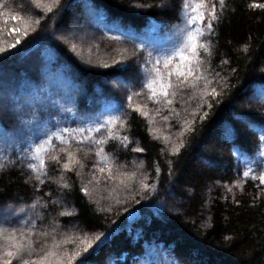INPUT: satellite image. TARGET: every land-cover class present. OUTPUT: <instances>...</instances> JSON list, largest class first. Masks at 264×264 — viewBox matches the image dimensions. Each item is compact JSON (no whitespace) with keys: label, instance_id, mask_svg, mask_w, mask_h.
<instances>
[{"label":"trees","instance_id":"16d2710c","mask_svg":"<svg viewBox=\"0 0 264 264\" xmlns=\"http://www.w3.org/2000/svg\"><path fill=\"white\" fill-rule=\"evenodd\" d=\"M164 1L59 0L57 4L40 0L36 8L30 0H0V39L14 40V34L6 36L10 24H22L23 33L25 21L29 23L28 35L19 34L20 43L14 48L0 41L7 49L0 52V164L4 165L0 168V228H33L37 233L55 228L57 239L99 230L104 234L102 242L94 245L87 264H135L136 260L148 264H264V185L243 176L249 167L255 176L264 174V157L259 155L264 151L260 140L264 135V9L250 7L264 0H225L223 11L217 4L220 19L214 22V34L205 37L211 55L200 52L203 75L195 88L189 92L186 88V94L169 96L174 100L169 107L163 97H158L160 103L149 100L144 87L154 76L150 69L155 60L183 46L188 27L183 0H169V6L158 7ZM5 12L22 18H6ZM73 15L77 23L85 22L83 37L114 44L107 46L110 56L95 62L70 46L75 37L56 28ZM189 62L195 66V59L182 62L177 57L169 67L185 71ZM132 74L136 77L133 83L128 79ZM200 74L194 72L188 79ZM204 77L212 81L207 92L215 88V96L198 95V90L205 92ZM170 79L176 83L175 73ZM130 95L151 106L157 124L170 128L163 132L172 133L175 139L167 141L162 132H150L154 128L148 119L129 106ZM115 116L127 121L126 127H109L120 136L127 135L131 143L126 149L115 140L104 145L116 165L123 166L112 168L115 180L103 179L107 170L97 172L105 181L104 206L80 191L94 184H88L98 162L94 150L87 157L77 153L84 164L82 170L76 166L64 172L47 161L44 184L21 162L32 146L58 129L98 126L97 121ZM164 116L169 120H163ZM91 135L106 136L107 129ZM53 143L61 146L55 139ZM181 143L179 153L173 154L172 149ZM89 147L85 144V151ZM137 147L143 152L133 151ZM195 157L222 163L226 170L202 166ZM61 158L65 159L63 153ZM124 172H136L135 179L121 175ZM145 176L149 185H156L155 191L141 188ZM172 187L184 199L181 208H171L167 202L165 194ZM62 196L68 199L66 203H60ZM115 200L127 204L111 209ZM125 209L132 210L130 219L125 218ZM25 212L29 217H23ZM37 238L44 239L33 237ZM47 239L50 242L51 236Z\"/></svg>","mask_w":264,"mask_h":264},{"label":"snow or ice","instance_id":"6c2138e0","mask_svg":"<svg viewBox=\"0 0 264 264\" xmlns=\"http://www.w3.org/2000/svg\"><path fill=\"white\" fill-rule=\"evenodd\" d=\"M36 8L40 7V0H30ZM15 3V0H13ZM54 3H59V0H54ZM217 4L221 11H223L225 6V0H183L181 5L182 12L186 15L187 29L185 30V39L182 41L183 46L177 47L173 52H171L166 57L162 59H156L155 63L152 64L150 71L154 73V76L147 80L144 87L149 90L148 99L153 103H160L158 97H163L165 107H169L173 104L174 100L169 99V96L175 98L178 95V90L183 88H195L196 82L199 81L203 75L201 70V64L203 63V58L200 56V52L203 51L208 55H211V49L209 42L205 37L209 34H214V22L218 21L220 17L217 14ZM2 6V5H0ZM164 4L158 5V7H164ZM252 8L264 9V4L252 3L250 5ZM46 10L48 12L52 11L51 6H47ZM4 16L8 18L10 13L5 12ZM11 19L19 20L22 17L20 15H11ZM6 22V20H5ZM39 24V20L35 21ZM29 23L25 21L23 35H28ZM34 30V29H33ZM12 31H20L19 29H13ZM11 34V32L9 33ZM20 43L19 37H17L14 44L9 45V48H14L16 44ZM75 47V45H73ZM7 49L0 47V52H5ZM245 51H247V46H245ZM185 53H189L188 56ZM179 58L180 61H191L195 59V66L189 62L185 66V71H181L178 67L175 69L170 68L173 60ZM227 61H223L226 63ZM114 63H119V61H114ZM163 65L164 71L162 72L160 65ZM104 67H109L110 65L104 64ZM194 72L201 73L194 77L193 80H189L188 77L192 76ZM167 73V75H165ZM175 73L177 80L176 83L171 81L172 75ZM182 77V79H181ZM205 80V95L215 96L216 89L212 88L210 92H207V86L211 84V80L204 77ZM171 90V91H170ZM199 91V90H198ZM133 95H140V93H134ZM193 97H189L192 99ZM133 96L128 97L129 106L132 110L144 116L148 117L149 113L143 109L146 105H132ZM157 115H159V109H157ZM179 115V113H176ZM195 115V113H193ZM207 114H205L206 116ZM204 117H201L203 119ZM163 120L168 121L169 116L162 117ZM151 123V121H150ZM188 121H184L185 125H188ZM98 126L93 125L92 127H81L77 129L63 128L58 129L56 132H52L47 136L41 143L35 144L31 147L30 153L26 152L22 159V163H25L26 167L33 173V178L39 183L44 184L45 178H47L48 164L47 161L55 162L64 172L74 171L76 166L82 170L84 164L80 159L77 158V153L84 152L85 157H87L89 151H95V156L97 157V164L94 165L95 171L91 172L92 179L88 181V184L95 181L97 184L100 183V178L97 176V172L104 174L107 170V175L104 177L105 180H115L117 177L113 175L112 168L123 167L122 165H116L115 158L111 154L106 153L104 145L108 144L110 140H115L119 142V145L123 148H127L131 141L127 135L120 136L118 130H114L112 127L114 125H119V128H124L127 125V121L122 120L119 116L112 117L109 120L99 122ZM102 129H107V135L96 138V136L91 135V133H100ZM187 130V129H185ZM154 129H150V132H154ZM88 133V134H85ZM67 134V135H66ZM181 136L184 135L182 131ZM159 138V137H155ZM59 141L61 145L59 148L53 143V140ZM170 139V137H165V140ZM260 140L264 142V135L260 136ZM75 144V147L73 145ZM89 145L88 151H85L84 145ZM94 146V147H93ZM182 143L172 149L173 154H178ZM264 147V145H262ZM135 152H143L142 148H134ZM61 153L65 155V159L61 158ZM260 156L264 157V151L259 153ZM31 161V162H27ZM100 163H104L105 167H99ZM4 165L0 164V168ZM79 171L76 175H80ZM121 175L129 176L131 179H135L136 172L127 173L124 172ZM244 177L252 176L253 179H258L261 185H264V174L255 176L253 174V169L248 168L247 171L243 172ZM63 177L61 176V179ZM147 177L145 176L143 180L140 181L141 188L146 191H155L156 185H149L147 182ZM121 180V184H123ZM237 186L242 188V184L237 182ZM62 187L65 189L71 188L67 183H63ZM127 187V185H125ZM84 195H89V189L87 185L80 189ZM228 191L231 192L232 188L229 187ZM264 191V190H262ZM117 200L116 203H120ZM239 203V201H236ZM36 205L33 204L32 207ZM111 211V209H107ZM127 211V209H125ZM61 215H72V212H61ZM27 223H30L28 221ZM34 236L43 237L41 240L39 238L33 239ZM51 236V242L49 243L48 237ZM103 233L95 235L94 238L90 239L87 234L82 237L68 238L67 236L62 239H57L55 235V228L52 232L40 231L35 232L33 228H28L26 231L19 229H4L0 228V264H87L88 256L94 251V245L97 242H102ZM79 243H76V240ZM72 243L74 245L73 249L69 251L66 245Z\"/></svg>","mask_w":264,"mask_h":264},{"label":"rangeland","instance_id":"374dc122","mask_svg":"<svg viewBox=\"0 0 264 264\" xmlns=\"http://www.w3.org/2000/svg\"><path fill=\"white\" fill-rule=\"evenodd\" d=\"M161 4H164L165 6H169L170 5V2H169V0H166L163 3H160V5ZM65 21L66 22L64 24L59 25L56 29H57L58 32H60L62 34H68V35L74 36L75 38L77 37L76 39L74 38V40H71L70 46H71V44L75 45L74 49L76 48L79 51V53H82L83 55H85L83 57L84 59L87 58V56L89 55L90 57H92L94 59L95 62H101L100 60H102L105 57H107L106 54L109 55L107 46L114 45V44H111L108 41H106V42H99L98 43L95 40H99V39H96V38L92 39L90 37L86 39L85 37H83L84 36V33H83L84 28H83V26H84V23H85L83 20H80L79 23H77L78 22V19L76 18L75 15H73V16H71L69 18H66ZM21 27H22V24H21ZM21 27H20V24L19 25L10 24L9 26H7L6 36L10 35L9 33L11 32L12 34H14V40L13 41H7V40H5L2 37L0 39V41H2L4 43H7L8 46L11 45L13 42L16 41L17 37H20V35L22 33L20 31H12V30L13 29H19L20 30ZM87 45H88L89 48L86 47ZM0 47H2V46L0 45ZM118 47L119 48H125L124 46H121V45H115V48H118ZM128 79L133 83L136 80V77H135V75L132 74V75H129ZM186 88H185L184 91L178 90V95L180 96V95L186 94ZM187 89H188L187 92H189V89H191V88H187ZM191 92H193V91L191 90ZM203 93H204V90H199L198 91V95L199 94L202 95ZM242 97L244 98V96H242ZM134 99H133V102H132L133 105H137V104H139L141 106L145 105V104H143L139 100L138 97H136ZM176 99H175V101H176ZM143 110L149 113V115L147 117L148 124H149L150 127H152V128L155 129V132L156 133L162 132L163 135L165 134L164 135V139H165V137H170V139H168L167 141H171V140H174L175 139L172 133L166 134V133L163 132V130L170 132L171 131L170 128L167 127L166 128L167 130H166V129H163V126H161L162 124H160V125L157 124V122L155 121V118L153 117V109L151 108V106L149 107V106L146 105V107ZM150 121H151V123H150ZM159 130H162V131H159ZM195 158L196 159L198 158V161L202 164V166H206V167H209V168H213L215 170L218 169L219 171H225L226 170V166L223 165L222 163L219 165V163L217 161L216 162L213 161L211 163H208L207 161L202 160L199 157H195ZM198 165H200V164H198ZM105 181H107V180H105ZM104 182H103L102 179L100 180V183L99 184H97L94 181L93 186H89L88 187L89 194L93 196V198L96 201V203L97 204H101L103 206H104L105 202L107 203V198L105 197V194H104V192L102 190L103 189L102 186H103V184H105ZM175 185L176 184L174 183V186ZM175 188L176 187H174V188L172 187L171 189H168V191H166V194L165 195L168 196V199L169 200L167 199V202L171 205V208L178 209L180 207V203L184 199H183L182 196H180L178 193L175 192ZM61 199H60V203L61 204H63L64 202L66 203L68 201V199L66 200V198H64L63 196L61 197ZM127 199H125V201ZM116 201L117 200H115L113 202V204H111V207H112L111 209H114L116 206L122 208V207L125 206V204H127L125 201L123 202L122 200H120V201H122L120 203H116ZM23 217L24 218L29 217V213L28 212L23 213ZM98 233H100L99 230L87 231L84 234H82L80 237H82L85 234H87V236L90 239H92ZM65 247H67V249L69 251H71L73 249L74 245L72 243H70V244L66 245ZM14 264H15V262H14ZM135 264H148V261H146V260H136Z\"/></svg>","mask_w":264,"mask_h":264},{"label":"bare ground","instance_id":"6f19581e","mask_svg":"<svg viewBox=\"0 0 264 264\" xmlns=\"http://www.w3.org/2000/svg\"><path fill=\"white\" fill-rule=\"evenodd\" d=\"M167 198H168V196H166V199H167ZM131 215H132V210H131V209H129V210H127V211L125 212V218H127V219L129 218V219H130L134 214H133L132 216H131ZM102 238H103V237H102ZM97 243H98V242H97ZM104 244H105V243H104ZM104 244H103V245H104Z\"/></svg>","mask_w":264,"mask_h":264}]
</instances>
